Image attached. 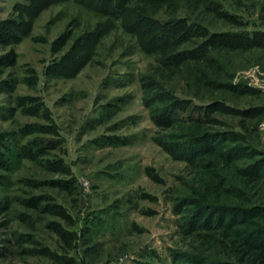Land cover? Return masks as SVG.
Listing matches in <instances>:
<instances>
[{
    "label": "rangeland",
    "instance_id": "374dc122",
    "mask_svg": "<svg viewBox=\"0 0 264 264\" xmlns=\"http://www.w3.org/2000/svg\"><path fill=\"white\" fill-rule=\"evenodd\" d=\"M110 1L0 0V264H253L264 0Z\"/></svg>",
    "mask_w": 264,
    "mask_h": 264
},
{
    "label": "trees",
    "instance_id": "16d2710c",
    "mask_svg": "<svg viewBox=\"0 0 264 264\" xmlns=\"http://www.w3.org/2000/svg\"><path fill=\"white\" fill-rule=\"evenodd\" d=\"M110 0H105V5H110L107 4ZM104 2V1H103ZM128 0H111L110 3L112 4L113 9L117 8L118 10H124L126 8ZM174 29L179 30L181 34L186 33L185 31L187 30L186 25L181 22L177 23L176 26H174ZM261 39L264 40V35L261 36ZM49 168H52L55 171H59L62 173H67L66 170H64V167H62L61 162H54V166H49ZM30 204L32 207L37 206L36 201H30ZM52 215L53 217H56L59 219V221H52L49 222L47 227L52 231L54 234H56L64 246V248H70L71 244L74 240V234L72 231L66 229L70 228L71 226L74 225V220L71 217V215L66 211L65 208H63L60 205H55L52 209ZM258 248V247H257ZM242 254L245 256H250L252 263L253 264H264V246H260L259 249H254V251H251L250 247L248 246H243L242 247ZM254 254V255H253Z\"/></svg>",
    "mask_w": 264,
    "mask_h": 264
}]
</instances>
